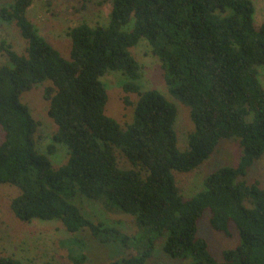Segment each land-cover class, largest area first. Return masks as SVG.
Here are the masks:
<instances>
[{
    "label": "trees",
    "instance_id": "1",
    "mask_svg": "<svg viewBox=\"0 0 264 264\" xmlns=\"http://www.w3.org/2000/svg\"><path fill=\"white\" fill-rule=\"evenodd\" d=\"M30 3L0 7V21L14 23L26 41L22 53L0 42L6 57L0 64V184L18 189L10 200L13 214L22 222L59 220L71 233L87 230L102 243L137 249L107 264H145L159 240L170 259L186 264H264V187L244 179L264 155V88L257 75L264 65V22L254 24L252 0H111L107 26L81 22L67 30L68 58L27 17ZM131 18L133 26L123 29ZM141 37L161 63L168 92L189 107L193 129L183 150L173 127L175 105L138 82L141 67L130 49ZM107 70L125 77L123 101L133 106V118L124 125L105 114L108 94L100 77ZM46 80L43 97L56 129L40 152V122L21 95ZM223 138L237 140L239 161L207 174L202 188L185 198L173 171L194 169ZM55 143L68 149L57 169L49 158ZM76 196L132 215L139 232L91 220ZM205 210L215 231L231 237L235 228L240 237L222 261L197 235ZM66 243L70 261L84 262L85 254L74 251L83 238ZM0 264L24 263L0 254Z\"/></svg>",
    "mask_w": 264,
    "mask_h": 264
},
{
    "label": "rangeland",
    "instance_id": "2",
    "mask_svg": "<svg viewBox=\"0 0 264 264\" xmlns=\"http://www.w3.org/2000/svg\"><path fill=\"white\" fill-rule=\"evenodd\" d=\"M13 0H0V7L9 5ZM254 4L253 21L256 26L264 22V0H252ZM111 0H31L27 8V17L38 28V32L62 56L69 57L70 38L66 32L70 27L81 22L90 25H108ZM133 26V18L123 29ZM7 42L19 53L24 52L25 39L14 23L0 21V42ZM132 55L140 64L141 77L139 83L142 90L157 89L176 107V117L173 127L177 136V147L183 150L187 147L188 134L193 129L189 107L174 95L170 94L164 82V72L158 58L152 54L151 45L141 37L130 49ZM6 61L0 50V64ZM258 78L264 88V65L257 66ZM104 83L108 100L105 104V114L117 120L121 125L129 123L133 118V106L124 104L126 93L122 89L125 77L118 71L107 70L100 77ZM50 81L33 85L21 95V101L30 109L32 116L40 122L35 134L36 147L40 152H46L52 142L56 127L48 115V101L43 97L44 89ZM132 101L137 95L128 94ZM3 130L0 126V141ZM67 147L55 143V151L49 155L53 168L63 165L68 158ZM241 148L235 138H223L215 151L200 165L188 172L173 171L175 183L185 198L200 190L204 177L220 166H234L239 161ZM244 179L248 183L257 181L264 187V155L257 159L249 168ZM18 193L17 187L0 184V254L10 255L24 264H73L68 255L66 241L70 238L82 237L84 245L76 246L74 251L85 254L86 259L81 264H107L121 257L136 254L133 246L123 247L118 243H102L96 240L87 230L77 233L67 231L59 220L33 219L22 222L10 209L11 198ZM74 201L80 207L84 216L93 221H103L119 227L127 234H137L139 228L130 214L117 210L108 211L99 203L82 196H76ZM210 212L205 210L198 220L197 235L204 237L209 243V249L217 261L223 260V251L240 243V237L235 228L233 235L226 237L215 231L209 223ZM185 260L170 259L157 241L152 255L145 264H186Z\"/></svg>",
    "mask_w": 264,
    "mask_h": 264
}]
</instances>
